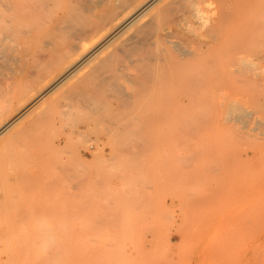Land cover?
I'll use <instances>...</instances> for the list:
<instances>
[{
  "label": "rangeland",
  "instance_id": "rangeland-1",
  "mask_svg": "<svg viewBox=\"0 0 264 264\" xmlns=\"http://www.w3.org/2000/svg\"><path fill=\"white\" fill-rule=\"evenodd\" d=\"M172 1L147 29L172 36L114 43L0 135V264H264V0ZM184 48L195 92L168 73L163 96L148 90L143 61L177 69ZM1 52L0 109L15 113L51 79L14 78L17 51Z\"/></svg>",
  "mask_w": 264,
  "mask_h": 264
},
{
  "label": "bare ground",
  "instance_id": "bare-ground-1",
  "mask_svg": "<svg viewBox=\"0 0 264 264\" xmlns=\"http://www.w3.org/2000/svg\"><path fill=\"white\" fill-rule=\"evenodd\" d=\"M172 2H173L172 0H0V51L5 52L9 47H12V48L14 47L17 51V55L13 58H15V60L17 59V61L19 60V63H21V65L19 67H16L15 69L13 68L14 69V71H13L14 72V78H16L18 80L19 79L20 80H23V79L26 80V79L35 78V77H39L41 79L42 78L43 79H51L49 84L44 83V81H43V83L45 85L42 84L43 86L39 87L40 89H39V91H37L38 95H35L36 97L34 99L32 98L31 101H28L27 99H25L26 95L25 96L22 95L20 97L19 105L21 104V102H26L25 103L26 105H25V107H24V105H21L22 107L19 106V108L17 109L18 116H14L15 113L17 114V111L14 113L11 110L12 106H13L11 103L8 104L9 108L7 107L8 105L6 104L7 105L6 109H8L9 113L6 112L5 108L0 109V135H2L3 132H5V130L9 129V127L13 126L14 123L16 124V122H18L16 120L18 119L19 115L24 114L32 106H34V104H37V102L39 100H41L43 98L45 99V97L47 98V95L49 96V94L51 95V92L53 93V91L56 90L59 86L61 87L62 83H64L70 77H73V75L76 72H78L82 68V66H84L86 63H88L92 59L96 58V62H95L96 64L98 62L103 63L104 61H106V63H107V62L112 61L114 56L119 54L117 52L115 53L114 50L112 49V45L114 43L119 42V44H117V45H119V47H120V42L121 43L123 42L125 44V42L128 39H130L131 35L137 37L136 36L137 33H142V35H140V37H143L147 41V43H150L148 40L156 42V43L160 42L162 40V38L165 36V34L163 35L161 33H158L157 31L155 33H153V31L152 32L149 31V32H151V33H149L147 29H152L154 27L157 28V25H158L159 19H160V15L168 13V12L171 13V10L173 8ZM174 14H176V13H174ZM185 14H186V12H185ZM189 20H190V18H189ZM156 21H158V23ZM175 21H176V19H175ZM172 24H174V22ZM182 24L183 23L181 21L180 25L182 26ZM17 27H18V33L16 35H14L13 32H16L15 28H17ZM171 27H173V26H171ZM158 28H157V30H158ZM165 30L167 33L166 36H172V34H170L171 30L169 27H167V28L165 27ZM131 38H132V36H131ZM137 39H139V38H137ZM144 39H142L141 41H143ZM139 41L140 40H138V41L136 40V42H139ZM141 41H140V43H141ZM132 42L130 40L128 43L130 44ZM156 43H154V44L157 48L158 46L156 45ZM124 44H121V45H124ZM129 44L126 43L125 46H128ZM142 46H145L144 42H143ZM119 50H121V47ZM151 50H152V48H151ZM157 50L155 51V53H159V52H157ZM181 50H182V52H180ZM181 50L179 52L183 55L184 58L179 60L177 69L169 68L168 65L171 62L167 61V63H165L164 57L163 58L157 57L156 62H154V61H143V59L141 57H139L142 59L143 65L144 64L146 65V66H144L145 67L144 70L149 75V77H148V75H146V73H144V71H143V74H145V76H143V77H145V78L148 77L147 79L150 80L146 84L147 88L148 87L154 88L155 85L157 86V87H155V89L158 88V85H157L158 83L156 84V81L163 78V79L167 80L168 85L173 90V92L181 93L182 95L184 94V96H187V94H190L191 92L192 93L195 92L194 89L196 86V82H195L196 77L190 75L193 73H190L191 71L188 69L187 70L188 74L187 73L185 75L184 74H179V75L177 74V72H179L180 69H182L183 65H186L188 67V65L190 63L191 64L193 63L190 50L187 48H184ZM11 52L14 53V51H12V49H11ZM127 52H128V50H127ZM128 55H129V53L127 54V56ZM131 55L132 54H130L129 56H131ZM136 55L139 56L138 53H136ZM142 55H147L146 57L150 56L151 58L153 56L152 53L147 54V52H146V54L142 53ZM118 56H120V55H118ZM169 57H171V56H169ZM4 58H5V56H4ZM144 58H145V56H144ZM1 59H3V57H0V61H1ZM154 59H155V57H154ZM12 61H11V63L14 62V61L13 62ZM122 61H124V60H122ZM203 61L205 62V60H203ZM204 62L202 64H204ZM54 63L55 64L60 63L61 65L59 67L54 66V67L49 68V66H53ZM90 63L91 62H89V64ZM195 63H196V61H195ZM171 64H170V66H173ZM14 66L15 65H13V67ZM195 66H196V64L194 65V67ZM205 69H203V70L207 74V71ZM258 69H259V67H258ZM260 69H262L261 66H260ZM85 70L86 69H84L83 71H85ZM203 70H201V71H203ZM88 71H90V70L87 69V72ZM95 71H97V70H95ZM193 71H194V69H193ZM199 71H200V68H199ZM197 72H198V70H197ZM0 73H2V72H0ZM11 73H12V71H11ZM162 73H168V74H167V76H163V77L160 75L162 78H159L160 76L158 77V75L162 74ZM175 73H176V75H175ZM94 74H96V72ZM202 74H203V72H202ZM202 74H201V76H203ZM206 74L204 73L205 76H206ZM82 75H83V73H82ZM133 76L137 77V75H133ZM11 78L13 79V76H11ZM81 78H83V77H81ZM104 78H107V77H104ZM206 79L208 80L207 76L204 77L203 79L200 78V80H202L204 82L203 86L206 82L205 81ZM18 80H16V81H18ZM132 80H133V78H132ZM141 82H143V84H144L146 81L143 80ZM154 83H155V85H154ZM159 84H162V86L161 85L160 86L162 87V90H163V86H164L163 84H165V83H159ZM201 84L199 83L198 85H201ZM81 85L82 84H80V86ZM133 86H135L137 89H139L138 86H136V83ZM93 87H95V86L93 85ZM164 87L166 88V86H164ZM32 89H34V88H32ZM81 89H82V86L79 90H81ZM95 89H97V87ZM23 90H24V88H23ZM97 90L100 91L99 88ZM143 90H144V88L142 89V91ZM148 90H151V89L148 88ZM156 90H158L161 93V95L163 96V91L161 90L160 87H159V89H156ZM158 91H157V93H159ZM81 92L83 93V91H81ZM149 92L151 93V91H148V93ZM9 93H10V91H9ZM55 94H57V93H55ZM84 94H82V95H84ZM75 95H78V94H75ZM29 96H31V95H29ZM72 96H74V95H72ZM78 96L81 97L80 95H78ZM113 96H115V95H113ZM1 98H2V96H1ZM68 99H70V97ZM84 99H85V96H84ZM40 102H42V101H40ZM159 104H160V102H159ZM87 105H88V103H87ZM170 105L173 106V108H176L178 106V104L176 102H173ZM150 107H152V106H150ZM34 108L35 107H33L32 109H34ZM57 108L59 109V107H57ZM8 114H9V117L7 116ZM148 114H149V112H148ZM152 114H155V113H152ZM27 115H28V113H27ZM38 115H39V113H38ZM40 116H38V117L36 116V117L41 119ZM50 116H51V114H50ZM32 117H33V115H32ZM32 117L30 116V119ZM158 117L159 116H157V118ZM27 118H28V120H30L29 117H27ZM22 119H23V117H22ZM33 119L34 118H32L31 120H33ZM40 123H42V122H40ZM149 123H151V121H149ZM155 123H157V121H155ZM95 125H97L96 121H95ZM49 126H50V124H49ZM27 127H28V125H27ZM44 127L46 128V126H44ZM155 127H157V125ZM21 128H23V126H21ZM33 128H35V127H33ZM51 129H53V128H50L49 131H51ZM140 129L142 131V128H140ZM144 129H145V127H144ZM144 129H143V132H144ZM31 130L32 129H30V132H31ZM35 130H36V128H35ZM108 130H110V129H108ZM45 131H46V129H45ZM136 131H137V134L140 132V135H141V131H139V129H137ZM24 132H25V130H24ZM47 133H48V137H49V132H47ZM144 134H145V132H144ZM32 135H33V133H32ZM42 136H44V135H42ZM42 136L38 135V138L41 137L40 141L42 140ZM153 136L154 135H152L151 137H153ZM143 137H145V136H143ZM45 139H46V137H45ZM158 139H159V137H158ZM31 140H33V139L30 138L29 142H32ZM36 140H39V139H37V137H36ZM142 140H144V138H142ZM47 141L48 140L46 139V142ZM52 141H53V137H52ZM50 142H51V140H50ZM26 143H27V141H26ZM145 143H146V141H145ZM20 144L22 145L21 142H20ZM84 144H86V143H84ZM137 144H134V145H137ZM35 145L38 146L39 144H35ZM139 145H141V143ZM43 147L44 146H42V148ZM139 147L137 146V148H139ZM30 148H32V145H29V149ZM56 148H58V146ZM39 149H40V147H39ZM62 149H65V148H62ZM143 149H145V148H143ZM41 150H39L38 152H40ZM45 150H46V147L43 150V152ZM49 150L50 149H48V151ZM72 150H74V149L72 148ZM44 153H46V151ZM53 153L55 154L54 150H53ZM34 154H36V153H34ZM40 155H37L38 157H35V158H39ZM50 155H53V154H50ZM41 157H42V155H41ZM32 158H33V155H32ZM48 159H49V157H48Z\"/></svg>",
  "mask_w": 264,
  "mask_h": 264
}]
</instances>
